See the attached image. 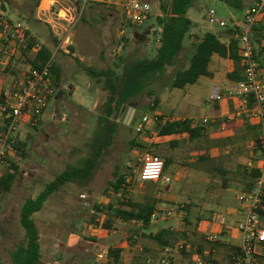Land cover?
I'll use <instances>...</instances> for the list:
<instances>
[{
    "label": "rangeland",
    "instance_id": "rangeland-1",
    "mask_svg": "<svg viewBox=\"0 0 264 264\" xmlns=\"http://www.w3.org/2000/svg\"><path fill=\"white\" fill-rule=\"evenodd\" d=\"M0 1H4L8 19L25 23L39 42L52 47L51 39L54 37L51 29L32 19V11L40 0ZM53 1L50 8V13L53 14L59 9L77 6V0ZM171 1H142L151 5L152 13L140 27L131 25L119 10L98 5L83 7L81 16L72 29L71 52L75 57H62L61 54L55 56L57 66L65 58L70 61L68 73L65 74L59 67L61 87L71 88V91H62L59 101L53 99L49 103L40 123L35 128L29 125L23 126L15 134L22 140L27 139V156L25 159L16 154L13 157L14 163L19 167L17 179L11 192L0 197V262L11 264V254L25 244L24 231L19 224L20 209L24 201L36 197L54 176L78 159L85 157L90 144L104 128L103 124H111V120L103 112L108 93L105 78H92L83 71L82 66L113 72L111 78L114 80L115 76L119 78L124 76L134 63L152 58L159 46L161 32L157 18H164ZM254 1L246 0V3L250 7ZM48 4L47 1L44 3L46 6ZM163 7L166 12L163 11ZM210 10L215 11L217 17L228 24V28L234 17L241 16V12L227 7L218 0L193 1L187 12L192 21V27L189 37H186L183 42V50L175 62V69L166 70L156 75L152 81L148 80L139 94L126 105L135 109L133 121L128 125L117 123L114 142L97 175L85 190H79L70 185L63 187L45 204L44 209L34 216L40 234L39 264H98L99 262L96 261L98 253L133 234L131 229L137 228V225L125 224L117 220L114 224L116 235L108 237L105 232L99 231L101 216L99 215V218L95 220L92 217L97 215L95 206L108 212V205H114L122 200L121 195L123 196L124 192L114 194L111 189H107L108 183L113 180L112 174L116 168L120 174L131 175L132 178H127V181L132 180V183L131 187H126L128 192H125L123 197L141 201L143 195L153 194L158 201L157 211L173 213L169 219L160 218L153 222L154 225L149 228L150 232L154 233L166 227L165 224L172 226L171 228L177 232L180 230L178 226L182 222L181 217H184L185 213L179 212L177 206L186 204L191 212L190 225H186L189 229L187 231H190L188 232L190 238L178 239L174 242L172 244L173 248H176L174 252L166 253L164 249L159 251L158 246L143 238L139 232L138 237L135 238L136 242H131V246L125 249L122 264H133L134 258L140 256L144 248L149 249L151 254L146 256V261L140 260V264H147L148 258H151L148 260H152L154 264H160V259H165L167 264H195L197 258L203 257L196 254L195 248L193 249L203 240V234L198 231L199 229H195V225L199 224L201 229L203 221H208V218L212 216L210 210L217 209L219 213L224 214L230 207L229 203L232 206L238 205V193H241L243 189V186L238 185V178L240 179L243 174L244 165L249 161V153L252 151L250 136L246 140H240L238 138L241 132L231 128L229 132H219L218 135L224 139L232 138L233 144L230 146H223L222 143L213 141L214 136L207 142L200 143L178 140V146L174 147L168 141L160 143L148 108L157 94L166 96L170 92L174 71L188 67L195 38L201 37L206 32L225 36L227 29L206 25V14ZM246 13L245 10L242 15L245 16ZM27 69L24 60H14L13 70L17 74L16 77ZM226 69L227 66L224 63L215 65L220 87L226 83ZM5 76L7 83L15 78L10 74ZM208 84L215 85V81L202 78L199 83L189 86V89L185 91L173 89L172 92L176 96L185 95L181 102L174 103H177V106L184 111L188 104L187 114L199 117L214 115L215 108L208 102ZM149 92L153 94L149 96ZM229 99L220 103L221 109H224L225 101ZM192 102L197 105H192ZM126 107L123 108V113ZM145 116L149 118L146 132L138 135L134 130L135 123ZM149 135L150 139L147 138ZM132 140L145 147H131ZM144 152L155 154L162 160L172 159V163L164 170V175L170 180L168 191L160 192L158 185H151L150 182L144 185L138 183L137 158ZM202 155L206 156V160L199 161ZM220 168L229 172L226 176L229 179L226 189L222 188L223 177L217 172ZM130 170H135V173L132 175ZM2 171L3 165L0 166V172ZM223 197L228 200L226 203H221ZM198 220L200 222H197ZM231 220L228 217L225 221L231 222ZM182 243L185 244L184 253L177 249V246ZM216 255L219 264L226 263L222 252Z\"/></svg>",
    "mask_w": 264,
    "mask_h": 264
},
{
    "label": "trees",
    "instance_id": "trees-1",
    "mask_svg": "<svg viewBox=\"0 0 264 264\" xmlns=\"http://www.w3.org/2000/svg\"><path fill=\"white\" fill-rule=\"evenodd\" d=\"M193 1L194 0H172L167 12L163 7V11L166 12L164 18H157V23L161 28V32L158 41L159 46L156 49L155 55L150 59L147 58L134 63L131 68L126 71L124 76L120 78L119 76H115L114 80H112L111 76H113V72L98 71L92 67L82 66L83 71L92 78H105V86L108 93L106 94L107 97L103 106V112H105L107 116L113 117L114 120H118L122 108L128 105L139 94L145 83H148V80L152 81L156 75L166 70L175 69V62L183 50V42L186 37H189V32L192 27V21L187 17V12L192 6ZM218 1L237 12H241V15L245 10L248 12L251 7L247 5L246 0ZM0 5L2 9L5 10L4 1H0ZM226 29L227 31L224 33L225 36L206 32L201 37L195 38L192 43L193 53L190 57L189 65L186 69L174 71L171 80L172 89H183L187 86L194 85L201 77L212 78L213 75L210 72V66L213 57H218L221 60H228L233 63V71L226 74V80L229 83L238 84L245 81L243 59L239 55L240 30L236 27H229ZM51 40L52 47L44 45L35 55L32 56L30 52L35 44L39 42L37 38L32 39L30 43L21 50V55L19 57L12 58L8 61L5 70L0 72V77L8 74L15 77L17 76L13 70L14 60H24L27 68L40 69L50 60L52 48L57 46L56 39L52 38ZM251 42L253 45V59L258 64V71L261 73L264 69L263 24L258 22L253 28ZM70 51H72V47L70 48ZM51 77L55 87L54 99L57 100L61 98L63 90L60 84L61 70L55 63V58L52 62ZM152 94L153 93L150 92L148 93L149 96ZM159 102L158 97H154L148 108L158 138H178V140L181 139L182 142L189 143L207 142L209 134L206 128L201 126L191 128V120L167 119L165 123L162 124L163 116L154 114ZM40 120L38 121V124L40 123ZM103 125L104 128L101 129L100 133H98L96 138L92 141V144H90L85 157L78 159L74 164L64 168L61 173L54 176L53 180L44 186L43 190L36 197L28 198L22 204L19 224L24 231L25 244L17 248L16 251L11 254V264L40 263V234L34 216L40 213L44 209L45 204L63 187L70 185L77 187L79 190H85L88 187L90 181L100 170L104 159L108 157L110 147L114 142L113 137L117 130V123L111 122L110 125L107 123ZM35 127L36 126H34V128ZM243 130L244 133L238 139L246 140V138L250 136V141L253 142V147L249 159H252L253 156L257 155L259 150L257 132L255 128L248 125H246ZM147 138L150 139L151 136L149 135ZM178 140L172 139L169 143L171 146L177 147L179 144ZM215 141L222 143L223 146H230L233 144L232 138L229 137L226 139L217 138ZM27 145V139L22 140L19 136H15L14 142L8 144L7 154L4 158L5 163L3 164V171L0 172V197L11 192L19 172V167L14 163L13 157L16 154L20 158L25 159L27 156ZM130 146L138 148L145 147L142 144H138L135 140L130 142ZM204 160H206V156L202 155L199 157V161ZM163 162L165 170L172 163V159L164 158ZM252 162L255 166L249 170L244 167L243 174H241L240 177L241 181L245 183V187L242 189L243 192L252 191L254 181L258 176L257 160H252ZM130 171L132 175L135 173V170ZM217 172L223 177L222 188L226 189L227 183L229 182V179L226 176L229 172L224 168L218 169ZM112 175L113 180L108 183L107 189H111L114 194L124 192L125 195V192H128L127 188L131 187L132 180L127 181V178H131V175L120 174L118 168H116ZM151 185L156 186L158 184L151 183ZM123 196L121 195L122 200L118 203L108 205V212H104L102 208L95 206V211L98 217L97 215H93V220L98 219L99 215L101 216L100 225L98 226L99 231L105 232L108 237H114L116 235L117 232L114 228V224L117 220L125 224L137 225V228L131 229V233L133 234L128 238L109 245L107 248V258L100 264H122V255L125 249L131 246V242H136L135 238L138 237L137 233L139 232L143 238L148 239L158 246L159 251L165 248H173L172 244L178 241V239L183 240L190 238L188 232H175L170 228H162L154 233L150 232L149 228L153 226L152 215L157 211L156 206L158 202L153 194L143 195L141 201H135ZM177 207L179 208V212L183 211L186 213V216L182 220L183 224L189 225V206L183 204ZM260 215L264 219V213H260ZM202 239L203 244L200 243L197 247H193V249L195 248L194 251L196 254L203 256L201 257L203 264H216L215 261L211 260L212 253L213 251L218 250L221 245L218 242L210 243L205 237H202ZM142 251L143 253L140 256L134 258L133 264H140V260L146 261V256L151 254L149 249L144 248ZM205 251L208 252V255L204 257ZM228 251V262L233 263V258L239 257V249L228 247ZM180 252H185V244H183V248ZM0 264L4 263L0 262Z\"/></svg>",
    "mask_w": 264,
    "mask_h": 264
},
{
    "label": "built area",
    "instance_id": "built-area-1",
    "mask_svg": "<svg viewBox=\"0 0 264 264\" xmlns=\"http://www.w3.org/2000/svg\"><path fill=\"white\" fill-rule=\"evenodd\" d=\"M86 5H98L119 10L126 20L133 26L140 27L149 19L152 7L149 3L140 0H82L80 5L72 8L59 9L57 13H50L49 9L41 8L43 22L51 29V34L57 41V46L52 48L50 60L40 69L28 68L19 77L13 78L7 83L6 76L0 77V166L3 165L7 154V146L14 142L16 132L23 126H36L40 117L49 103L55 97V87L51 77L52 62L58 53L70 55L72 47V29L79 20L83 7ZM264 14V0H255L242 20H232L230 27L240 30L239 55L243 59L245 81L234 84L230 89L214 87L210 90L208 102L219 104L227 98L234 100L235 108L227 117V120L218 124L217 131L229 132L232 122L239 120L255 128L258 139L257 169L258 176L254 181L251 192H242L237 201L242 206V219L237 223L236 229L240 234L239 257L233 258V263L226 264H260L259 257L264 254V219L260 213H264V77L258 71V64L253 59V45L251 34ZM206 25L216 26L220 29L228 28V24L217 17L215 11L210 10L206 14ZM36 36L23 22L10 20L0 5V72L7 67L8 61L21 55V50ZM44 45L41 42L35 44L30 54L35 55ZM69 91V89H65ZM149 118H141L135 123V133L142 135ZM210 118L191 120L190 127H210ZM138 171L136 173L139 184L147 182L158 184L161 191L169 189V178L164 174L163 160L151 153H141L137 158ZM173 215L171 211H156L152 215V222L160 218L166 219ZM208 242L217 241L214 236L205 238ZM183 248V243L177 246ZM258 249L262 253L258 252ZM176 248H165L164 252H174ZM108 249L96 255V261L104 262ZM160 264H167L165 259H160ZM147 264H154L148 260ZM195 264H203L201 258H197Z\"/></svg>",
    "mask_w": 264,
    "mask_h": 264
},
{
    "label": "crops",
    "instance_id": "crops-1",
    "mask_svg": "<svg viewBox=\"0 0 264 264\" xmlns=\"http://www.w3.org/2000/svg\"><path fill=\"white\" fill-rule=\"evenodd\" d=\"M46 1L49 3L47 6L44 5V3ZM53 2H54L53 0H40L38 5L32 11V14H31L32 15V19L34 21H37L39 23H43L44 25H46L43 22V18H45L47 16V13H44L45 16H42L41 15V8H46V9H49V11H50V8L52 7ZM76 4L80 5L79 0L76 1ZM187 17L190 19L189 15H187ZM243 17H244V15H241L239 17H234L233 19L234 20H242ZM47 18H48V16H47ZM259 23L264 25V14L260 17ZM46 26L48 27V25H46ZM191 33H193V32H191ZM72 48H73V45H72ZM58 54H61L62 57H66V56H71L73 58L75 57V55H72V54L71 55H65L63 53H58ZM222 63H224L227 66V69L225 71V79H226V74L232 72L233 69H234L233 63L231 61L221 60L218 57H213L212 63H211V66H210V72L212 73L213 77L212 78H208V79L214 80L215 81V85H213V84L212 85L211 84L207 85V86H209V93H210V90L212 88H214V87H219V88H222V89H230L234 85V84L229 83L226 80V83H225V85H223V87L218 86L219 82L217 81V77H216L217 75L215 73L216 72L215 65L216 64H222ZM59 66L61 67L62 71H64V73L66 74V73H68V71L70 69L69 67L71 66V64H70V61L65 58L64 60L61 61ZM73 71H74V69H73ZM261 74L264 77V69L261 71ZM202 78H207V77H201L198 80L197 83H199ZM188 87L189 86L183 88L182 90L185 91L186 89H189ZM62 89H63V91H65V88H62ZM69 91H71V88L69 89ZM172 91H173V89H171L170 92L166 94V96L157 94V97H158L160 102H159V105H158V107H157V109H156L154 114L163 116L162 124H164L167 119H172V120H183V119L193 120V119H201V118H210L213 121L211 122L210 127L206 128V130L208 131V134H209L208 140L211 139V137H214V136H215V138H213L214 140L212 139L213 141H215V139H217V138H220V137H218L219 132L217 131L218 130L217 129L218 124L221 123V122L226 121V118L233 112V110L235 108L234 100L229 99L228 101H225L224 109L220 108V103L219 104L212 103L213 107L215 108V114L212 115V116L199 117L197 115H192V114H187L186 113V109L189 108L188 104L185 106V111H184L183 108H181V107L179 108L177 106V103L175 104L174 102L175 101L181 102L184 99L185 95L179 97L178 95L176 96ZM59 100H60V98L57 99L56 101H59ZM191 104L192 105H197L196 103H193V102ZM124 107H126V106H124ZM123 108L121 110V113L119 115V119L118 120H114L113 117L107 116L111 120V122L120 123V124H124L125 123V125H128L129 123H131L133 121L134 114H135V109L130 107L132 109V111L130 113L127 112L125 117H124V113H123L124 109ZM245 126L246 125H244L243 122H241L239 120H235V121L232 122V127L231 128H233L234 130L240 131L241 132L240 136H241L244 133L243 129H244ZM172 139H177L178 140V138H159V141H160V143H163V142H166V141L170 142V140H172ZM250 144L253 147L252 142ZM250 154H251V152L249 153V156H250ZM256 158H257V155L253 156L252 159H249V157H248L249 161L244 165V167L247 168V170L252 169L255 166V164L252 162V160H256ZM238 185L243 186V188L245 187V183H243L241 181V179H239V178H238ZM159 191L163 192V191L160 190V188H159ZM239 194L240 193H238V196H239ZM226 201H228V200L225 197H223V200H221V203H224V202L226 203ZM237 203H238V205L233 204V206L231 205V203H229L230 207L228 208V211L225 212L224 214L223 213H219L217 209H215V211H211L210 210V212L212 213V216L210 218H208V221L207 220L203 221L201 229L199 227V224L195 225V229H199L198 231H201V233L203 234L202 237L205 236V235L206 236H214V237L217 238L216 242H218L221 245V247L218 250H215L212 253V260L215 261L216 264H219L217 262V258H216V256H217L216 254H218V252L219 253L222 252V254H223L222 257H225L224 258L225 262L229 263L228 262V259H229L228 247H235V248L239 249L240 234L238 233V231L236 229V226H237V223L242 219L243 210H242V206L239 204L238 201H237ZM190 214H191V212H190ZM185 216H186V213H184V217ZM184 217H181V220L180 219L179 220L182 221ZM228 217H230L232 219L231 222H229V221L226 222L225 221L226 219H228ZM177 222H179V221H177ZM197 222H200V220H198ZM165 226L166 227H162V228H170L171 230L176 231V230H174V228L172 229L171 228L172 226H169L168 224H165ZM178 227L180 228V230H177V232H190V231H187L189 229L186 227L185 224H183V222H180ZM162 228H160V229H162ZM191 234H192V232H191ZM198 245L199 244H197L196 247ZM157 249H158V247H157ZM258 252L262 253L260 249H258ZM207 255H208V252L205 251L204 252V256H207ZM262 262L264 263V254L263 253L259 257V263L262 264ZM226 263H224V264H226Z\"/></svg>",
    "mask_w": 264,
    "mask_h": 264
},
{
    "label": "water",
    "instance_id": "water-1",
    "mask_svg": "<svg viewBox=\"0 0 264 264\" xmlns=\"http://www.w3.org/2000/svg\"><path fill=\"white\" fill-rule=\"evenodd\" d=\"M131 111H132V109H131V108H129V107H126V108H125V112H124V117H125V115H126V113H127V112H129V113H130Z\"/></svg>",
    "mask_w": 264,
    "mask_h": 264
}]
</instances>
